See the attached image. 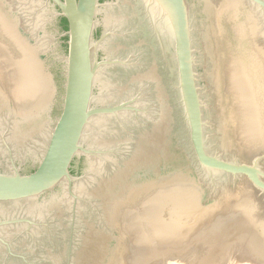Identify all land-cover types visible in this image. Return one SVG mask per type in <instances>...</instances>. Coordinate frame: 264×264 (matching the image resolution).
Returning a JSON list of instances; mask_svg holds the SVG:
<instances>
[{
  "label": "water",
  "instance_id": "1",
  "mask_svg": "<svg viewBox=\"0 0 264 264\" xmlns=\"http://www.w3.org/2000/svg\"><path fill=\"white\" fill-rule=\"evenodd\" d=\"M1 134L0 264L264 259V0H0Z\"/></svg>",
  "mask_w": 264,
  "mask_h": 264
},
{
  "label": "flooded vegetation",
  "instance_id": "2",
  "mask_svg": "<svg viewBox=\"0 0 264 264\" xmlns=\"http://www.w3.org/2000/svg\"><path fill=\"white\" fill-rule=\"evenodd\" d=\"M102 2L105 1H109V2H116L117 0H100ZM102 34V32H100V30H98L97 32L95 31V36L99 37ZM2 133V132H1ZM7 142V143H6ZM13 149V146L10 144V141L8 140V138L6 137L5 134H1L0 135V165L1 166H10V151ZM14 150V149H13ZM13 154L15 155V153L13 152ZM16 157V155H15ZM27 157V158H26ZM25 158H31V155L26 156ZM31 161V159L29 160ZM87 158L86 156H79V157H75V159L72 162L71 165V173L73 175H81L83 173V167L85 166V164L87 163ZM32 162V161H31ZM19 164V163H18ZM33 165L30 166V168L27 171H24L22 168V172L23 173H30L35 169V164L32 162ZM20 165V164H19ZM7 209L5 208H0V217L4 216V212Z\"/></svg>",
  "mask_w": 264,
  "mask_h": 264
},
{
  "label": "rangeland",
  "instance_id": "3",
  "mask_svg": "<svg viewBox=\"0 0 264 264\" xmlns=\"http://www.w3.org/2000/svg\"><path fill=\"white\" fill-rule=\"evenodd\" d=\"M183 256V257H182ZM170 258L166 257V259H168V264H185L187 260H184V255H175V256H169ZM176 257V258H175ZM181 257V258H180ZM172 258V259H171ZM180 260H178V259ZM183 258V259H182ZM170 259V261H169ZM177 259V260H176ZM172 260V261H171ZM174 260V261H173ZM184 261V262H183ZM175 262V263H174ZM178 262V263H177ZM226 260H220V261H214L210 264H225ZM241 263H245V264H264V259H261L259 256L257 255H253L251 254L250 256V260L249 261H243V260H238V254H234L233 257V263L232 264H241ZM161 264H167V263H161ZM186 264H196L193 261H187Z\"/></svg>",
  "mask_w": 264,
  "mask_h": 264
},
{
  "label": "bare ground",
  "instance_id": "4",
  "mask_svg": "<svg viewBox=\"0 0 264 264\" xmlns=\"http://www.w3.org/2000/svg\"><path fill=\"white\" fill-rule=\"evenodd\" d=\"M183 255H184V254H183ZM182 257H183V256H182ZM168 258H170V257H168ZM175 258H176V257H175ZM180 258H181V257H180ZM171 259H172V258H171ZM177 259H178V258H177ZM177 259H176V260H177ZM182 259H183V258H182ZM166 260L168 261V259H166ZM178 260H179V259H178ZM169 261H170V259H169ZM171 261H172V260H171ZM173 261H174V260H173ZM179 261H180V260H179ZM183 262H184V261H183ZM174 263H175V262H174ZM177 263H178V262H177ZM186 263H187V261H186ZM186 263H185V264H186ZM241 264H245V263H241Z\"/></svg>",
  "mask_w": 264,
  "mask_h": 264
},
{
  "label": "trees",
  "instance_id": "5",
  "mask_svg": "<svg viewBox=\"0 0 264 264\" xmlns=\"http://www.w3.org/2000/svg\"><path fill=\"white\" fill-rule=\"evenodd\" d=\"M65 21H67L66 18H65Z\"/></svg>",
  "mask_w": 264,
  "mask_h": 264
}]
</instances>
